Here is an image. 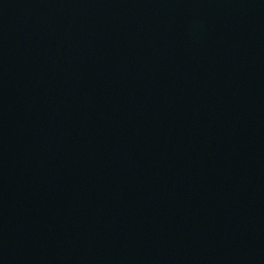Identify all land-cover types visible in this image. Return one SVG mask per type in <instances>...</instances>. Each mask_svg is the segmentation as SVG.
Returning <instances> with one entry per match:
<instances>
[{
	"label": "water",
	"instance_id": "95a60500",
	"mask_svg": "<svg viewBox=\"0 0 264 264\" xmlns=\"http://www.w3.org/2000/svg\"><path fill=\"white\" fill-rule=\"evenodd\" d=\"M0 264H264V0H0Z\"/></svg>",
	"mask_w": 264,
	"mask_h": 264
}]
</instances>
